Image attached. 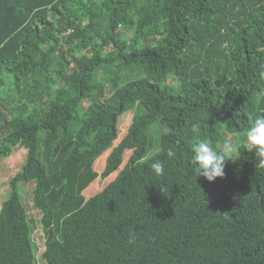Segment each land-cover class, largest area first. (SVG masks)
Instances as JSON below:
<instances>
[{
	"label": "trees",
	"instance_id": "1",
	"mask_svg": "<svg viewBox=\"0 0 264 264\" xmlns=\"http://www.w3.org/2000/svg\"><path fill=\"white\" fill-rule=\"evenodd\" d=\"M262 71L264 0H0V164L28 149L0 209V264L37 263L29 184L48 264H264V167L246 143ZM204 139L236 145L213 182L191 162Z\"/></svg>",
	"mask_w": 264,
	"mask_h": 264
},
{
	"label": "rangeland",
	"instance_id": "2",
	"mask_svg": "<svg viewBox=\"0 0 264 264\" xmlns=\"http://www.w3.org/2000/svg\"><path fill=\"white\" fill-rule=\"evenodd\" d=\"M169 83L175 82L174 77H169L167 80ZM142 112V108L138 103H133L129 105L128 109L120 116L119 119V137L118 139L113 143L112 148L116 146L120 140L126 135L128 127L134 120V118ZM150 132L151 139L154 138L156 133L158 132V129L156 130L155 127L152 128V130H148ZM228 137V136H227ZM234 138L233 135L230 136V139ZM157 139H155L156 141ZM247 143V142H246ZM236 146V145H235ZM111 148V149H112ZM105 155H108L109 151ZM151 150L148 152L147 156H150ZM132 151H126L125 153V162L126 163L130 157V154ZM28 154V149L25 147H19L13 150L12 154L8 157H5L2 159L0 164V209L2 206V203L4 200L8 198V195H10L11 191V179L22 169L23 165L25 164L26 158ZM233 155H237L236 152H234ZM105 158L102 157L101 159H96L94 162V169L98 171L99 173L102 172ZM114 175H110L109 177L105 179L98 178L94 182V185L92 189H88V194L90 192H93L89 194V196L94 195L101 191L109 182H111L114 179ZM96 182L97 185L95 184ZM25 194L23 195L24 202L26 206L28 207V213L29 217L31 218L32 225L34 227V240L38 245V252H37V263L36 264H48L41 258V254L44 251V241H43V231H42V225L40 224L41 215L39 214V211L33 207V189L34 184H29L25 186Z\"/></svg>",
	"mask_w": 264,
	"mask_h": 264
},
{
	"label": "clouds",
	"instance_id": "3",
	"mask_svg": "<svg viewBox=\"0 0 264 264\" xmlns=\"http://www.w3.org/2000/svg\"><path fill=\"white\" fill-rule=\"evenodd\" d=\"M261 78H264V71L260 73ZM192 132L199 135L200 129L198 126H192ZM172 129L163 128V134L168 135ZM246 141L254 149L261 167H264V114L258 115L246 133ZM192 164L195 165V173L197 176H203L209 182L215 181L218 177L223 178L225 175V163L229 156L235 152V145L231 140H225L221 147L214 148L210 140H200L193 146ZM167 156L172 158L175 156V148L169 147ZM234 160V159H233ZM164 162L157 159L150 164L151 170L156 175H163ZM135 234L131 233L129 243H135Z\"/></svg>",
	"mask_w": 264,
	"mask_h": 264
}]
</instances>
